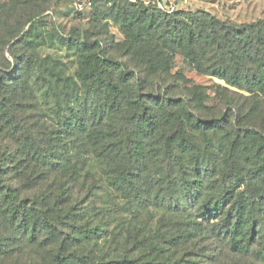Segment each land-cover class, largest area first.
Returning <instances> with one entry per match:
<instances>
[{
  "label": "trees",
  "instance_id": "16d2710c",
  "mask_svg": "<svg viewBox=\"0 0 264 264\" xmlns=\"http://www.w3.org/2000/svg\"><path fill=\"white\" fill-rule=\"evenodd\" d=\"M52 1L0 0V142L10 144L0 151V264L34 263L21 259L25 246L47 250L43 264H95L72 241L101 229L46 194H89L104 199L103 214H126V235L152 252L146 264H184V247L204 238L240 254L264 240V19L91 0L96 23L111 19L124 35L108 44L100 24L92 34L48 26ZM47 43L64 46L72 66L42 55ZM177 54L226 84H216L219 116L200 115L208 93L172 72ZM226 92L252 105L234 108ZM151 210L167 215L152 237L133 223ZM108 263L130 262L98 264Z\"/></svg>",
  "mask_w": 264,
  "mask_h": 264
},
{
  "label": "rangeland",
  "instance_id": "374dc122",
  "mask_svg": "<svg viewBox=\"0 0 264 264\" xmlns=\"http://www.w3.org/2000/svg\"><path fill=\"white\" fill-rule=\"evenodd\" d=\"M2 1L9 2L10 0ZM74 1L77 0H53L49 4V9L42 14V20H45L48 26L57 27L60 32L64 33L78 28L91 32L92 34L94 32L93 29H96L95 26L100 24L103 30V35H100L102 43L108 42V44H111V41L115 43L122 42L124 35L116 23L111 19L104 18H100V23H96L92 14L93 7L77 11L73 6ZM159 1L165 7H172L178 10H203L220 20L237 24L264 19V0ZM103 46L106 48V45ZM43 47L40 50L42 55L50 54L51 56H56L67 67L72 66L73 61L71 59L74 57L70 55L71 53H68V50L64 46L47 43ZM108 49L109 51L107 52L112 54L116 59L120 60L122 58V53L118 49H110V47ZM5 55L8 56V53L5 52ZM176 71H181L195 84L203 86L207 91L209 97L204 103L207 109L201 108L200 115L202 117H216L227 109V103L217 95L216 84L226 85L223 81L198 73L180 54L175 55L173 58L172 72L174 73ZM228 89L247 95L246 92L239 91L230 86H228ZM226 94L227 96L233 97L231 104L234 108L237 105H240V107L252 105L251 100L248 102L241 96L230 92H226ZM259 107L264 110V102L259 103ZM8 147H10V144L7 141L1 140L0 151ZM47 196L56 199L58 207L64 206L63 208H65L69 204H72L73 210L77 212L80 218L82 217L84 220L88 219L90 226L97 225L101 229L97 230L98 234L96 236L94 235L95 237L93 239H84L81 242L72 241L74 243L72 248L75 250L78 249L82 253L79 255H87L95 264L101 261L110 262V260L120 258L127 259L130 262L128 264H146V261L151 259L152 252L148 249V243L146 245L145 242L138 243L139 240H135L126 235L125 231H127V228L123 226V219L127 218L126 214L122 216L120 213L111 212L110 214L112 216H110L107 212L105 214L101 212L104 203L103 198H97L96 203L92 204L89 194H46ZM166 216L154 210L144 211L142 214L133 217V223L136 226L144 225L142 229H146L147 235L150 234L149 236L152 237V234L167 229V227L159 225V221L165 222ZM83 219H79V221ZM201 240H197L196 243H190L187 247H184L182 258V251H180V254L178 256L174 255L173 259L180 257L183 259L181 263L184 264L188 260H193L199 264H264V258L261 256L262 253H260V250L264 249V240L258 237L251 242L249 252L245 254L232 252L224 242L210 241L206 240V238ZM23 250L24 253L21 259L29 260V262L31 260L30 258H33V260L36 259L32 264H43V261L36 256H45L48 254L47 250L43 248H38L36 250L37 252H34L30 247L25 246ZM172 252L171 249L170 253Z\"/></svg>",
  "mask_w": 264,
  "mask_h": 264
},
{
  "label": "built area",
  "instance_id": "2783aa9c",
  "mask_svg": "<svg viewBox=\"0 0 264 264\" xmlns=\"http://www.w3.org/2000/svg\"><path fill=\"white\" fill-rule=\"evenodd\" d=\"M144 2L148 3L149 0H144ZM157 4H158L159 7L162 6V4L159 1H157ZM73 6H74V8L76 10L82 11V10L87 9V8H89L91 6V0H83V1L77 0V1H74L73 2ZM172 9L173 8L171 7L168 10L171 11Z\"/></svg>",
  "mask_w": 264,
  "mask_h": 264
}]
</instances>
